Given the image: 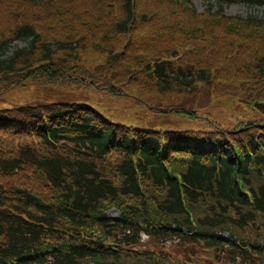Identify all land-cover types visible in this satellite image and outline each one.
I'll return each instance as SVG.
<instances>
[{
  "label": "trees",
  "instance_id": "obj_1",
  "mask_svg": "<svg viewBox=\"0 0 264 264\" xmlns=\"http://www.w3.org/2000/svg\"><path fill=\"white\" fill-rule=\"evenodd\" d=\"M204 1L0 0V58L28 42L0 60V95L83 85L207 122L133 128L68 101L0 109V264H264V21L212 12L264 0ZM235 94L249 118L232 129L199 111Z\"/></svg>",
  "mask_w": 264,
  "mask_h": 264
},
{
  "label": "rangeland",
  "instance_id": "obj_2",
  "mask_svg": "<svg viewBox=\"0 0 264 264\" xmlns=\"http://www.w3.org/2000/svg\"><path fill=\"white\" fill-rule=\"evenodd\" d=\"M191 4L198 13H202L206 8L204 0H191ZM216 11L230 17L240 19L257 18L264 21V5L246 6L234 3L219 10L218 6L214 4L212 12ZM26 48H28L27 41H15L8 46L4 57L0 60L12 55L16 50ZM62 101L87 104L98 110L113 123L134 128L156 131H195L202 129L207 124L203 120H188L171 115L152 113L138 104L132 94L115 97L89 86L57 87L44 85L40 80L30 81L24 86H16L2 93L0 95V109ZM238 101L239 94H235L231 100L220 99L209 103L203 100L198 104V108L204 111L205 117L222 124L226 129H232L236 119L249 118V114L246 116L237 115L236 112L246 114L242 111L243 105ZM237 104V110L233 113V109ZM107 215L115 218L118 216V211L111 209L107 212Z\"/></svg>",
  "mask_w": 264,
  "mask_h": 264
}]
</instances>
